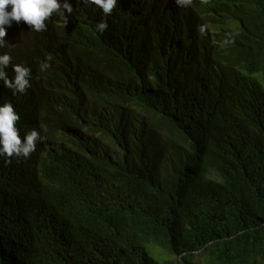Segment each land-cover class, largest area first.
<instances>
[{"label": "trees", "instance_id": "obj_1", "mask_svg": "<svg viewBox=\"0 0 264 264\" xmlns=\"http://www.w3.org/2000/svg\"><path fill=\"white\" fill-rule=\"evenodd\" d=\"M68 2L0 48L31 69L0 104L42 138L0 157V264H258L264 0Z\"/></svg>", "mask_w": 264, "mask_h": 264}, {"label": "clouds", "instance_id": "obj_2", "mask_svg": "<svg viewBox=\"0 0 264 264\" xmlns=\"http://www.w3.org/2000/svg\"><path fill=\"white\" fill-rule=\"evenodd\" d=\"M85 6H95L102 10L104 17L111 15L119 0H79ZM178 6H188L192 0H176ZM65 11L72 13V5L68 0H0V48L8 45L4 39L7 34V27H11L12 22L23 21L35 32L45 31V23L53 13L62 17ZM108 28L106 19L96 23L95 30L103 34ZM12 57L8 53L0 54V81L7 89L12 90L15 96L17 93H25L29 88L31 69L21 64L12 65L14 76L10 79L6 69L10 65ZM20 119L11 103L0 104V157L5 158L6 163L11 162L12 157L27 158L36 149L37 141L41 136L36 129L26 132L21 138L16 122Z\"/></svg>", "mask_w": 264, "mask_h": 264}, {"label": "rangeland", "instance_id": "obj_3", "mask_svg": "<svg viewBox=\"0 0 264 264\" xmlns=\"http://www.w3.org/2000/svg\"><path fill=\"white\" fill-rule=\"evenodd\" d=\"M258 264H264V255L259 258Z\"/></svg>", "mask_w": 264, "mask_h": 264}]
</instances>
